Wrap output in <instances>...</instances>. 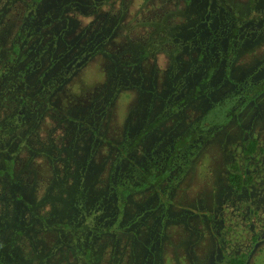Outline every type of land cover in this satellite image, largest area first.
Wrapping results in <instances>:
<instances>
[{"label":"rangeland","instance_id":"obj_1","mask_svg":"<svg viewBox=\"0 0 264 264\" xmlns=\"http://www.w3.org/2000/svg\"><path fill=\"white\" fill-rule=\"evenodd\" d=\"M240 253L264 264V0H0V264Z\"/></svg>","mask_w":264,"mask_h":264},{"label":"trees","instance_id":"obj_2","mask_svg":"<svg viewBox=\"0 0 264 264\" xmlns=\"http://www.w3.org/2000/svg\"><path fill=\"white\" fill-rule=\"evenodd\" d=\"M211 69L207 71L206 76L201 79V82H204L209 78L211 74ZM238 100V95L232 94L222 97L220 100L214 102L209 106L201 115L198 127L205 129L213 125H222L229 121L231 117L232 110L234 105ZM193 137L192 133H186L179 137L174 143L173 153L170 154L165 166L162 169H159L155 172L153 171H144L141 175L140 182L137 185H134L133 189H143L151 184H158L163 181L172 169L171 158L172 156L180 150L182 147L186 146L187 143ZM256 145V139L251 138L246 145V152H251ZM231 171L228 174V182L237 190H239L243 185L250 182V177L248 175H243L236 163L231 165ZM129 189L123 188L121 193L123 198L129 192ZM246 255L240 253L238 255L229 256L225 260V264H245Z\"/></svg>","mask_w":264,"mask_h":264}]
</instances>
